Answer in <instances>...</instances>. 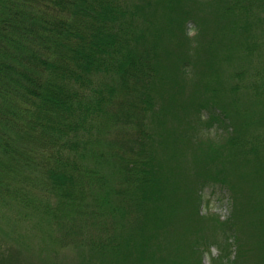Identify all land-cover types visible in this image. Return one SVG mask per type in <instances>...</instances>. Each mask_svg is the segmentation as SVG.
I'll return each mask as SVG.
<instances>
[{
	"label": "trees",
	"instance_id": "obj_1",
	"mask_svg": "<svg viewBox=\"0 0 264 264\" xmlns=\"http://www.w3.org/2000/svg\"><path fill=\"white\" fill-rule=\"evenodd\" d=\"M130 1L0 0V205L14 207L18 219L39 217L49 228L73 210L98 217L105 224V246L114 253L131 246V240L111 229L123 216L112 196L127 197L125 208L130 204V217L140 223L144 203L161 186L162 167L148 118L170 113L168 105L181 95L176 85L157 92L156 53L140 47L144 40ZM215 1L233 16L244 7L241 0ZM179 13L187 19L193 12L180 8ZM192 65L188 58L181 64L188 80ZM183 102L189 113L184 121L209 120L206 129L213 126L215 137L222 129L231 130L219 109L206 105L201 91ZM206 129L199 135L209 134ZM112 142L117 144L109 155ZM104 160L122 177L121 188L112 193L101 163L94 166ZM202 170L208 175L198 177L199 210L209 208L202 196L208 185L224 188L230 196L236 189L227 187L219 162ZM135 190L139 195L133 201ZM220 224L211 237L195 242L194 251L210 255V264H239L245 251L239 242L245 235L232 214Z\"/></svg>",
	"mask_w": 264,
	"mask_h": 264
},
{
	"label": "rangeland",
	"instance_id": "obj_2",
	"mask_svg": "<svg viewBox=\"0 0 264 264\" xmlns=\"http://www.w3.org/2000/svg\"><path fill=\"white\" fill-rule=\"evenodd\" d=\"M241 1L244 7L235 9V16L215 0L130 1L144 40L140 47L156 53L157 92L176 85L181 93L178 102L168 105L170 113L148 118L162 167L161 186L158 193L153 188V198L144 203L140 223L130 217V204L125 208L127 197L111 199L123 214L111 229L129 236L131 246L117 253L105 246V224L98 217L73 210L49 228L39 217L18 219L14 207L0 205V264H210V255L201 257L193 246L217 232L231 214L245 235L239 243L246 253L240 255L239 264H264V0ZM140 4V9H133ZM180 8L193 13L185 19ZM187 58L193 64L189 80L181 73ZM200 91L206 105L219 109L231 130L222 129L215 137L213 126L206 129L209 120L184 121L189 113L183 100ZM205 129L210 133L199 135ZM184 134L188 138L181 137ZM116 144L110 143L109 155ZM214 162H219L227 187L236 189L230 196L221 187L203 188L209 213L201 216L206 210L197 208L198 177L208 175L202 168ZM100 163L107 191L119 190L122 177L114 164L104 160L94 161V166L99 168ZM135 191L133 201L139 195ZM216 254L213 248L212 255Z\"/></svg>",
	"mask_w": 264,
	"mask_h": 264
}]
</instances>
